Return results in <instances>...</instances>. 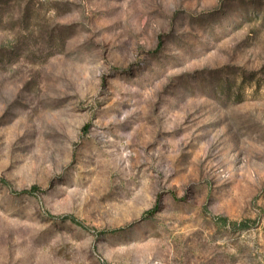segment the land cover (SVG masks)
Returning <instances> with one entry per match:
<instances>
[{"label": "rangeland", "instance_id": "1", "mask_svg": "<svg viewBox=\"0 0 264 264\" xmlns=\"http://www.w3.org/2000/svg\"><path fill=\"white\" fill-rule=\"evenodd\" d=\"M0 264H264V0H0Z\"/></svg>", "mask_w": 264, "mask_h": 264}]
</instances>
